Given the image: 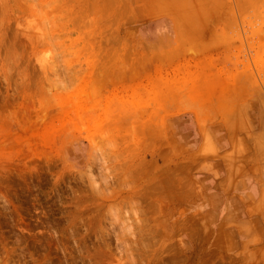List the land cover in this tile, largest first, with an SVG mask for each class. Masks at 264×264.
<instances>
[{"label":"rangeland","instance_id":"1","mask_svg":"<svg viewBox=\"0 0 264 264\" xmlns=\"http://www.w3.org/2000/svg\"><path fill=\"white\" fill-rule=\"evenodd\" d=\"M237 1L253 90L224 109L167 42L197 13L0 0V264H264V0Z\"/></svg>","mask_w":264,"mask_h":264},{"label":"crops","instance_id":"2","mask_svg":"<svg viewBox=\"0 0 264 264\" xmlns=\"http://www.w3.org/2000/svg\"><path fill=\"white\" fill-rule=\"evenodd\" d=\"M222 1L146 0L144 9H142L144 11L142 12L150 15H157L156 13H167L169 15L170 12L185 13L187 11L197 13L194 17L191 15L189 20L184 15L183 19L177 20V22H175L176 19L174 20V17H170L169 20L164 21L168 23V27L171 30V35L167 36L169 38L167 42L172 45V49H178L180 44H183V47L186 45H196L203 48L205 53L199 57L203 63L198 74L206 76L216 75L219 77V82L214 86L207 84V87L202 89L199 95H203L205 98L208 94L209 103L207 104H211L212 107H224V109L233 107L234 109H238L246 101L247 97L250 96L253 89L249 73L244 71L243 67L239 68L233 62L229 63V61H235L231 56L235 52V43L232 41L236 37L238 25L234 21L225 18L226 16L223 17V12H227L228 7L224 8ZM239 1L241 0L237 2ZM181 27L182 30H180ZM157 37L159 40L162 39V41L165 39V36L162 34ZM236 61L239 62V57ZM227 111L216 113L224 124H234L243 121L239 111H234L233 118L230 115H226ZM206 143L203 140L200 146L210 149V142ZM231 145V142L228 141V147H231ZM233 169L235 168L230 167L229 171L232 173L236 172L237 169L232 171Z\"/></svg>","mask_w":264,"mask_h":264},{"label":"bare ground","instance_id":"3","mask_svg":"<svg viewBox=\"0 0 264 264\" xmlns=\"http://www.w3.org/2000/svg\"><path fill=\"white\" fill-rule=\"evenodd\" d=\"M167 52V51H166Z\"/></svg>","mask_w":264,"mask_h":264}]
</instances>
